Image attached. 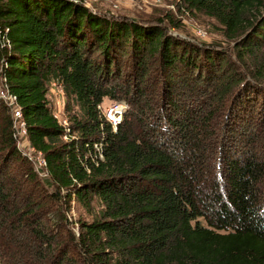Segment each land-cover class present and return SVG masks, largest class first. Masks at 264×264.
I'll return each mask as SVG.
<instances>
[{"label":"trees","instance_id":"obj_1","mask_svg":"<svg viewBox=\"0 0 264 264\" xmlns=\"http://www.w3.org/2000/svg\"><path fill=\"white\" fill-rule=\"evenodd\" d=\"M181 4L246 35L244 58L264 49V0ZM0 20L12 43H0V81L48 163L41 178L0 99L2 264H264V64L249 84L207 46L168 34L163 23L180 27L170 15L146 24L78 0H0ZM153 65L166 82L159 110ZM105 99L130 105L116 132ZM72 200L86 213L77 222Z\"/></svg>","mask_w":264,"mask_h":264},{"label":"rangeland","instance_id":"obj_2","mask_svg":"<svg viewBox=\"0 0 264 264\" xmlns=\"http://www.w3.org/2000/svg\"><path fill=\"white\" fill-rule=\"evenodd\" d=\"M78 1L79 3L84 4L94 13L105 15L110 18H127L130 20H136L138 22H144L146 24H157L160 22L159 20L164 19L167 15H170L174 18L175 22H179L180 27L172 28L168 23H163L161 26L167 28L168 34L181 36L188 41H192V43H196L199 46H207L208 49L206 51H208L210 54H213L214 56H217L219 61L222 60V62H224L229 60L231 63H233V67L237 70L235 72L243 75L249 84H252L251 78H253L252 75L255 74V68H260L264 64V49L261 50V52H258L257 57L255 58L251 59L249 56H246L245 58L243 57L245 51H242L244 47L241 41H243L246 35H240L237 39L228 37L225 34V29L222 25L199 11L188 9L187 6L181 4V1L179 2V0ZM152 68L153 69L150 70L152 74V81L155 77H157L158 80L153 83L150 81V88L154 89L158 94H161L162 88L165 87L166 82L162 77L159 79L160 76L157 74V72L160 73L162 71L160 69L158 71L156 65H153ZM204 68L206 70V67ZM226 70H228L229 73L232 72L230 67H227ZM259 83L263 85H260L261 87L259 89L263 90L264 82ZM247 93L248 91L245 90L243 94H240V96H244ZM160 94L157 95V99L154 102V109L156 108V110L162 108V98ZM48 98L53 107L54 114L58 116L60 122L63 123L66 120L68 121V126H70L67 99L62 97L58 91L54 92L52 87L49 91ZM117 103L125 104L127 106V110L124 114L125 117L126 113L130 110V105L125 101L114 102L110 99H105L100 106L103 112L106 113L111 106ZM31 158L32 159H29L32 160V164L34 165L35 169L40 171V176L42 178L46 171L40 168L36 156L32 155ZM70 216L72 217L73 222H77L80 218L86 217V213L76 204L75 201L72 200ZM75 230H78L77 225L75 226ZM0 264H2L1 261Z\"/></svg>","mask_w":264,"mask_h":264},{"label":"built area","instance_id":"obj_3","mask_svg":"<svg viewBox=\"0 0 264 264\" xmlns=\"http://www.w3.org/2000/svg\"><path fill=\"white\" fill-rule=\"evenodd\" d=\"M147 1V0H141ZM181 0H179L180 2ZM9 29L3 27L2 22L0 20V43L3 48H11L12 43L8 37ZM6 64V63H3ZM52 90L58 91V93L64 97V90L63 88L56 82L52 83ZM56 89V90H55ZM0 99L5 103V105L10 109L13 118V128H14V137L17 140L18 148L30 159L31 156H36L38 159V165L42 170L46 171L43 174V177L48 176L47 172V160L42 152L37 151L29 141V132L27 128V124L25 121V117L23 114V110L19 106L17 96L13 95L10 92L9 84L7 79L4 77L0 81ZM101 114L106 118V120L110 123L113 128V131L116 132L118 126L122 123L124 114L127 110V106L125 104L117 103L111 106L106 113L103 112L101 106H99ZM55 118L58 120L59 124L64 128L65 135L63 137L64 140L68 141L71 137V127L68 126V121H64L63 123L60 122L58 116L54 114ZM74 138V137H72ZM100 152V158L103 159L102 156V146H96ZM39 174L40 171L36 169Z\"/></svg>","mask_w":264,"mask_h":264}]
</instances>
